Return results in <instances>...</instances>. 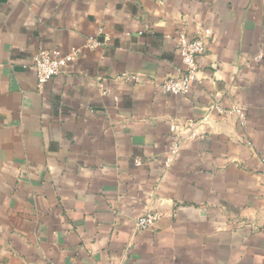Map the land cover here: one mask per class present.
I'll use <instances>...</instances> for the list:
<instances>
[{
  "label": "crops",
  "instance_id": "obj_1",
  "mask_svg": "<svg viewBox=\"0 0 264 264\" xmlns=\"http://www.w3.org/2000/svg\"><path fill=\"white\" fill-rule=\"evenodd\" d=\"M73 49L39 86L33 56ZM0 264H264V0H0Z\"/></svg>",
  "mask_w": 264,
  "mask_h": 264
},
{
  "label": "built area",
  "instance_id": "obj_2",
  "mask_svg": "<svg viewBox=\"0 0 264 264\" xmlns=\"http://www.w3.org/2000/svg\"><path fill=\"white\" fill-rule=\"evenodd\" d=\"M102 30L99 29V32ZM99 41L96 39L89 40L86 44L87 47H93L98 45ZM205 40L202 33L197 32L192 36H188L185 33L179 34L177 38V48L180 54L181 62L183 64L182 71L173 76L165 78L160 85L163 93L185 95L189 92L192 85L197 81V69L198 65L196 57L205 51ZM78 53L77 49H73L67 56H60V52L53 51H38L32 58L31 67L36 71L38 85H42L44 82L53 78L59 73L62 65L66 63L67 59H73ZM220 114H235L238 122L245 126L247 110L244 106L236 105L230 109L224 110L221 107H217ZM192 126H183L179 124L170 126V133L172 140L168 148V155L165 159V165L171 162L172 157L178 151L180 144L184 139L193 138L196 133ZM136 165L141 164L142 160L136 158L134 160ZM161 214L156 211H147L142 213L136 220V226L139 230L152 228Z\"/></svg>",
  "mask_w": 264,
  "mask_h": 264
}]
</instances>
